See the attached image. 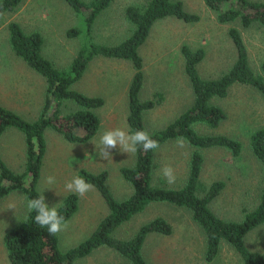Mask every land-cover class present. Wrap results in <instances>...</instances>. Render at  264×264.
I'll list each match as a JSON object with an SVG mask.
<instances>
[{
	"label": "rangeland",
	"instance_id": "rangeland-1",
	"mask_svg": "<svg viewBox=\"0 0 264 264\" xmlns=\"http://www.w3.org/2000/svg\"><path fill=\"white\" fill-rule=\"evenodd\" d=\"M178 1L187 11L198 14L200 19L187 23L173 16L161 18L153 24L147 39L138 48L143 65L142 87L138 97L143 101L157 102L143 113L144 125L151 133L164 128L192 104L193 93L181 52L184 44L192 50H204V57L197 64L201 78H219L229 71L237 57L236 48L228 35V29L234 26L239 29L246 45L251 69L264 79L260 69L264 61V26L253 24L243 28L238 21L219 23L215 12L207 8L203 0ZM147 2L114 0L95 19L91 42L104 45L122 42L134 30V25L125 17L126 7L133 5L143 9ZM12 21L17 22L26 33H40L43 55L56 68L65 70L85 42L82 33H68L72 29H83V17L65 0H23L15 10L0 17V104L25 120L33 121L44 102L45 80L11 48L8 24ZM133 73L134 67L128 60L97 56L89 62L81 79L71 86V89L87 96L103 99V105L93 110L100 119V128L85 143H72L54 130L47 131V150L37 190L45 196L49 207L59 206L69 193L65 185L77 177L81 168L93 173L106 169V184L116 199L123 200L131 194V186L123 179L119 169L133 165L134 153H123L117 148L111 150L112 157L105 160L99 154V140L110 129L119 128L128 132V87ZM209 102L221 107L226 118L217 128L197 124L195 129L201 135L222 134L236 139L242 148L237 157L221 147L198 149L203 156L198 194L203 195L212 182L223 181L224 188L208 206L223 220L241 221L258 205L264 189L263 170L250 147L251 133L264 127V97L254 87L237 83L229 88L227 96L213 97ZM77 108L71 101H65L61 106L63 113L73 112ZM177 141H167L155 149L154 186L178 189L185 184L193 148L185 141L184 146L180 147ZM0 153L10 169L16 173L22 172L25 161L22 133L15 129L7 130L0 138ZM168 166L173 169V183H168L163 175V169ZM48 177H53V183H48ZM78 197L77 213L66 221L67 228L57 234L59 248L63 252L86 239L108 212L103 198L94 187L83 197ZM27 210L25 196L20 191L0 200V264H10L3 242L4 233L17 225ZM157 217L166 220L172 226V232L147 238L142 249L147 264H244L240 254L228 242L221 244L212 262H207L206 237L202 228L191 218L188 209L166 202L150 203L142 212L114 230L113 235L129 239L142 224ZM244 243L249 250L264 254V224L247 233ZM112 255L108 250H98L94 260L82 264H131L125 258L113 259Z\"/></svg>",
	"mask_w": 264,
	"mask_h": 264
},
{
	"label": "trees",
	"instance_id": "trees-1",
	"mask_svg": "<svg viewBox=\"0 0 264 264\" xmlns=\"http://www.w3.org/2000/svg\"><path fill=\"white\" fill-rule=\"evenodd\" d=\"M23 0H0V17L15 8ZM67 4L83 17L82 30L72 29L69 34L82 33L85 42L65 70L56 68L43 53V38L38 32L26 33L17 22L8 24L9 43L14 53L26 65L45 80V96L38 117L33 121L25 120L21 115L0 104V137L13 128L24 135V170L16 173L11 170L0 154V200L20 191L25 197L40 196L37 184L41 174L43 157L46 151L45 132L52 129L72 143H85L92 139L100 128V119L93 111L103 105L98 96H87L71 86L84 75L89 62L97 57L124 59L132 63L134 73L128 87V113L126 122L129 134L137 130L147 131L159 145L167 141L183 138L193 148L188 163V177L185 184L178 188L158 187L152 184L154 151H144L141 146L134 153L135 161L131 166H122L119 172L131 186V194L118 200L107 186L108 171L92 173L85 168L78 171L101 195L108 213L100 219L93 232L77 245L65 252L59 248L58 235H52L47 228L35 223L36 213L27 210L24 218L4 233L3 242L6 255L11 264H74L97 247L108 246L131 264H147L142 254L146 240L151 235H169L172 226L163 218L157 217L142 224L129 239L113 235L114 230L142 212L153 202H166L191 212L192 219L202 228L206 237L205 260L212 262L218 255L223 242L230 243L240 254L244 264H264V254L249 250L244 237L257 226L264 224V189L258 205L247 213L241 221H227L216 216L209 203L224 188L223 181H214L203 195L198 194L200 174L203 164L199 148L221 147L237 157L241 153V143L222 134L201 135L195 125L202 124L217 128L226 118L224 110L212 103L213 97H225L234 84H247L258 90L264 97L263 76L253 72L249 64L248 52L238 28L231 26L228 35L236 48L237 57L228 72L216 79L200 77L197 64L204 57V50H192L184 44L181 52L184 58V70L189 78L193 101L184 112L178 115L164 128L151 133L143 120V113L156 105L154 100H140L142 87V58L138 48L147 39L153 24L164 17L173 16L187 23L197 22L198 14L187 11L181 1L148 0L143 9L130 5L125 9V17L134 25L132 33L116 45L93 43L90 40L92 26L97 16L114 0H65ZM205 6L215 12L219 23L238 21L243 28L253 24L264 26V1L252 0H203ZM264 73V61L260 65ZM65 101L77 105V110L63 113L61 106ZM250 147L259 161L264 178V127L250 135ZM58 213L69 220L78 210V195L68 193L56 208Z\"/></svg>",
	"mask_w": 264,
	"mask_h": 264
},
{
	"label": "clouds",
	"instance_id": "clouds-1",
	"mask_svg": "<svg viewBox=\"0 0 264 264\" xmlns=\"http://www.w3.org/2000/svg\"><path fill=\"white\" fill-rule=\"evenodd\" d=\"M100 156L103 159L112 157L113 149H119L123 153H135L138 150L137 146H141L144 151L155 150L159 148V142L151 138L150 134L144 130H137L129 134L122 129H110L105 131L99 140ZM180 147H183V138L177 141ZM163 175L168 183L175 181L173 169L168 166L163 169ZM48 183H53V177H48ZM92 185L83 177H74L70 182L65 185V189L69 192H75L83 197L87 192L92 189ZM26 207L28 211L35 212L34 221L42 228H47V231L56 235L62 230L67 228L65 218L60 215L55 206L49 207L45 202V196L42 194L36 198L25 197ZM14 208V205L12 206Z\"/></svg>",
	"mask_w": 264,
	"mask_h": 264
},
{
	"label": "crops",
	"instance_id": "crops-1",
	"mask_svg": "<svg viewBox=\"0 0 264 264\" xmlns=\"http://www.w3.org/2000/svg\"><path fill=\"white\" fill-rule=\"evenodd\" d=\"M43 106V105H42ZM9 129H13V128H9ZM9 129H7V130H9ZM6 130V131H7ZM16 130V129H15ZM48 130H52V129H47L46 130V132H45V139H46V133H47V131ZM5 131V132H6ZM18 131V130H17ZM4 132V133H5ZM56 132V131H55ZM4 135V134H3ZM2 135V136H3ZM23 135V134H22ZM61 135V134H60ZM1 136V137H2ZM62 136V135H61ZM0 137V138H1ZM23 137H24V135H23ZM63 137V136H62ZM64 138V137H63ZM65 139V138H64ZM25 143V142H24ZM46 150H47V140H46ZM45 153H46V151H45ZM1 154V153H0ZM2 157V156H1ZM44 158V157H43ZM3 159V158H2ZM4 160V159H3ZM5 161V160H4ZM43 162V161H42ZM7 164V163H6ZM24 164H25V161H24ZM9 167V166H8ZM10 168V167H9ZM12 170V169H11ZM104 170V169H103ZM106 170V169H105ZM79 171V170H78ZM102 171V170H101ZM93 173V172H92ZM99 173V172H98ZM78 174V173H77ZM39 180H40V178H39ZM38 183H39V181H38ZM70 193V192H69ZM68 194V193H67ZM66 194V195H67ZM63 200V199H62ZM153 203H161V202H153ZM60 205V204H59ZM58 207V206H57ZM78 209H79V197H78ZM108 209V208H107ZM78 211V210H77ZM77 213V212H76ZM75 213V214H76ZM108 213V212H107ZM74 214V215H75ZM73 215V216H74ZM72 216V217H73ZM71 217V218H72ZM192 218V217H191ZM102 248H105V249H102ZM98 250H104V251H106V250H108L111 254H113L112 256H113V259H121V258H124V257H122L120 254H118L115 250H113L112 248H110V247H108V246H101V247H97V248H95L93 251H91L88 255H86V256H84V257H80V258H78L77 259V262H76V264H82V263H84V262H86V261H91V260H94V254L98 251ZM7 256V255H6ZM7 260L9 261V259L7 258ZM81 261V263H79ZM9 263H10V261H9ZM75 263V262H74ZM11 264V263H10ZM91 264H94V263H91Z\"/></svg>",
	"mask_w": 264,
	"mask_h": 264
}]
</instances>
